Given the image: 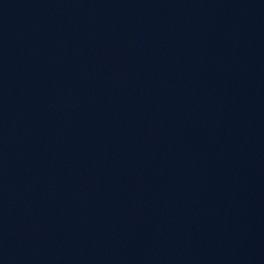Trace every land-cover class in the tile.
Returning <instances> with one entry per match:
<instances>
[{"label": "water", "instance_id": "95a60500", "mask_svg": "<svg viewBox=\"0 0 264 264\" xmlns=\"http://www.w3.org/2000/svg\"><path fill=\"white\" fill-rule=\"evenodd\" d=\"M0 264H264V0H0Z\"/></svg>", "mask_w": 264, "mask_h": 264}]
</instances>
